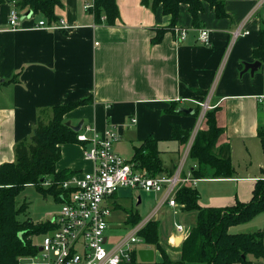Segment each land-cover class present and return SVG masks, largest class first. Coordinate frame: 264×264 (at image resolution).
I'll return each instance as SVG.
<instances>
[{"label": "crops", "instance_id": "obj_1", "mask_svg": "<svg viewBox=\"0 0 264 264\" xmlns=\"http://www.w3.org/2000/svg\"><path fill=\"white\" fill-rule=\"evenodd\" d=\"M58 1L54 21H63L67 29H35L37 21L45 19L40 14L33 17L31 11V17L20 18L19 28L11 30L13 4L0 5V166L15 162L16 145L29 142L38 122L48 124L55 107L85 101L65 114V123L76 126L82 122L79 132L87 127L98 135L114 132L118 140L112 151L119 156L120 143L130 144L134 151L152 139L164 173H171L197 126L198 131L206 130L205 119L199 123L196 116L197 103L210 97L216 125L222 129L216 148L229 145L235 172L228 179L199 180L194 187L200 197L198 206L223 208L237 201L249 202L256 181L264 180V153L257 137L259 129L264 130L259 119V111L264 112V63L260 62L253 75L244 71V64L256 62L253 51L264 29V4L249 17L253 0H222L225 17L217 18L214 9L202 2L196 27L188 5L181 4L171 28V17L163 14L161 5L152 8L141 0H115L118 16L112 24L104 15L95 19L92 8L85 9L91 0ZM243 22L248 35L233 40ZM200 29L209 32L208 45L198 41ZM175 30H185L186 38L178 41ZM175 130L186 133L187 139L182 143L174 139ZM92 133L86 136L91 138ZM89 146L61 145L56 169L75 176L92 172L93 165L84 159ZM162 153L171 156L168 167L162 164ZM187 163L191 171L195 165L189 155ZM155 200L144 218L158 206L160 195H154ZM108 201L106 205L114 211ZM136 204L137 198L130 214L138 216V223L142 200L140 207ZM129 215L123 221L126 231L132 226L127 222ZM188 220L193 227L196 212L184 205L159 207L151 221L156 225L157 243H146L141 237L143 243L133 251L130 264H181V245L192 228L185 224ZM253 220L228 232H264V226L260 228ZM141 250L153 252L151 262L140 261ZM29 259L21 258L20 264ZM253 264H264V259Z\"/></svg>", "mask_w": 264, "mask_h": 264}, {"label": "trees", "instance_id": "obj_2", "mask_svg": "<svg viewBox=\"0 0 264 264\" xmlns=\"http://www.w3.org/2000/svg\"><path fill=\"white\" fill-rule=\"evenodd\" d=\"M91 13L95 19L104 15L112 24L117 18L115 0H91ZM144 5L156 8L161 5L162 12L171 17V28L178 19L179 5L186 4L198 26V14L202 11V2L214 9L217 18L225 17L222 0H141ZM11 3L19 12L32 11L42 15L50 23L56 20L54 8L58 0H0V5ZM160 36L156 38L158 40ZM256 61L264 63V29L260 31V43L253 51ZM85 101L68 104L53 109V118L48 124L38 122L29 142H19L15 147V162L0 166V264H20L23 257L36 255L37 248L31 238L46 234L53 229L50 222L35 224L30 219L19 221L18 216L25 213L28 204L16 206L15 199L25 186H33L42 196H51L59 203L61 190L59 185L73 176L68 170H57L60 160V146L77 143V134L65 125V114L82 105ZM216 110L205 114L206 130L198 131L189 153V159L195 167L191 176L195 179L232 178L234 168L231 164L229 145L216 148L222 134L215 121ZM198 113H196V116ZM188 135L174 131V139L182 143ZM259 138L264 153V130L259 129ZM152 139L145 140L134 148L131 162H135L149 175L156 176L166 172L157 158ZM79 143V142H78ZM48 182L49 187L43 183ZM199 193L190 186L181 188L176 194V202L187 210L196 212V221L187 238L181 245V264H253L264 259V232L256 230L250 233L230 234L229 228L252 221L264 214V180L256 181L252 198L247 203L237 201L223 208H201L198 206ZM138 216L131 213L127 221L136 224ZM146 243H157V229L150 222L140 233ZM251 259V260H250Z\"/></svg>", "mask_w": 264, "mask_h": 264}, {"label": "built area", "instance_id": "obj_3", "mask_svg": "<svg viewBox=\"0 0 264 264\" xmlns=\"http://www.w3.org/2000/svg\"><path fill=\"white\" fill-rule=\"evenodd\" d=\"M249 17L257 14L264 4V0H253ZM92 8V2L85 9ZM23 13L12 9L9 14L11 30L19 28ZM247 17V19L249 18ZM245 22L237 27L233 33V40L248 35L244 29ZM35 29L59 30L67 29L63 21L39 20ZM198 41L209 44V32L206 29L198 31ZM178 41L186 38L185 30H175ZM262 101V100H261ZM199 108V123L204 120L206 112L213 109L210 97L204 102L197 103ZM198 126L189 137L186 149L171 173L149 175L135 162H128L112 151V145L118 140L117 134L108 130L103 134H96L91 128H84L78 132L77 141L90 145L84 153V159L93 165L92 172L79 176H71L58 187L60 210L54 215L53 229L44 234L39 252L30 257L29 264H130L133 251L143 243L140 233L150 223L159 207L168 205L177 207L176 194L185 187L194 188L199 181L191 176L186 169L187 159L198 132ZM93 132L92 137L86 136ZM49 187L48 182L43 183ZM120 189L140 191L147 194L160 195L158 206L149 216L130 226L127 232L116 242L105 235L109 228L112 208L106 201L112 199ZM182 231L181 226H177ZM106 245H110L106 248Z\"/></svg>", "mask_w": 264, "mask_h": 264}, {"label": "rangeland", "instance_id": "obj_4", "mask_svg": "<svg viewBox=\"0 0 264 264\" xmlns=\"http://www.w3.org/2000/svg\"><path fill=\"white\" fill-rule=\"evenodd\" d=\"M33 17L37 18L39 17L38 15H34ZM259 119L264 122V112L263 110L259 111ZM120 149L122 150L120 156L130 162L132 161V155H133V150L130 144L127 143H120L119 144ZM244 151V150H243ZM260 153V152H259ZM164 156V158L162 157ZM169 153H162L160 156V159L162 160V164L165 167H168L169 164V159H170ZM165 158L167 160H165ZM252 158L253 162L255 161V158L253 156L252 152ZM188 166V163H187ZM140 197L142 200V208L138 209L140 216L142 219L146 215V212L150 207H153V204L156 203V200L153 201L154 195H149L144 192L140 191H126V190H121L117 193L116 197H113L108 201L110 205H114V211L111 213L110 217V228L106 230L105 235L108 237H112L113 239H119L122 237L127 231L125 230L123 221L126 216L130 214V212L133 210V206L135 204L136 198ZM156 199V198H155ZM16 206L19 207L23 204H28V210L18 216L19 221H24L28 218H30L35 224H41V223H46V222H52L54 215H56L59 210H60V204L54 199L47 195V196H42L35 187L33 186H25L19 193V195L15 199ZM155 205V204H154ZM264 216H258L257 218H254L253 222L259 223L258 226L260 228H263L264 222L261 223V219ZM252 222V223H253ZM189 228L192 227L193 221L188 220L185 223ZM191 225V227H190ZM43 234L34 236L32 238V243L36 246L39 247L42 243L43 240ZM110 245H106V248H108ZM29 262V261H27ZM25 262V264L27 263Z\"/></svg>", "mask_w": 264, "mask_h": 264}, {"label": "water", "instance_id": "obj_5", "mask_svg": "<svg viewBox=\"0 0 264 264\" xmlns=\"http://www.w3.org/2000/svg\"><path fill=\"white\" fill-rule=\"evenodd\" d=\"M32 15V12L31 11H27L23 16L22 18H29L31 17ZM261 67V63L256 61L254 63H251V64H244V71L247 72L249 71L251 75H253V73L259 69ZM186 113H192L193 111H190V110H186L184 111ZM65 125L69 128H71L72 131H74L75 133H78L81 129V126H82V122H80L78 125L76 126H71V124L69 122H66ZM140 202H141V198L138 197L137 198V204H136V207H140ZM40 251V250H39ZM138 257L140 259L141 262H151L152 259H153V252L152 251H149V250H141L138 252Z\"/></svg>", "mask_w": 264, "mask_h": 264}]
</instances>
